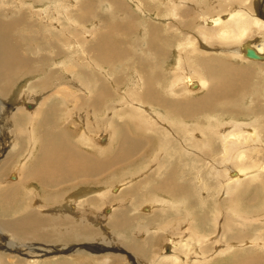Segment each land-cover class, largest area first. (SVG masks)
<instances>
[{
  "label": "bare ground",
  "instance_id": "6f19581e",
  "mask_svg": "<svg viewBox=\"0 0 264 264\" xmlns=\"http://www.w3.org/2000/svg\"><path fill=\"white\" fill-rule=\"evenodd\" d=\"M102 12L111 26L100 20ZM122 21L139 34L130 74L116 44ZM22 23L61 43L48 46L50 61L41 60L35 73H28L21 39L11 33H20ZM248 51L259 58H249ZM239 59L261 70L255 76ZM14 71L22 72L25 85L20 109L6 122L12 129L0 161V264H127L121 248L133 255L130 263L189 264L194 234L185 232L192 229L200 242L212 229L219 233L215 242L223 248L219 244L212 257L229 253L225 264H264V157L253 159L264 153V90L247 103L246 111L256 104L263 109L249 121L221 129V115L207 114L218 107L228 112L233 104L223 102L243 101L248 87L264 79V0H0V93ZM194 73L202 77L188 75ZM61 89L67 95L56 112ZM240 103L233 110H242ZM126 113L129 123L137 121L132 133L139 137H130L127 121L122 123ZM73 122L81 125L73 127L74 136L65 127ZM101 128L108 132H96ZM13 153L19 154L15 162ZM10 165L19 169V183L1 182ZM62 181L81 187L79 194L47 192ZM38 186L48 197L38 198ZM146 205L153 215L139 214ZM221 212L229 216L220 227ZM161 234L171 239L157 256L152 247ZM12 249L15 262L5 254ZM43 256L51 259H34Z\"/></svg>",
  "mask_w": 264,
  "mask_h": 264
},
{
  "label": "rangeland",
  "instance_id": "374dc122",
  "mask_svg": "<svg viewBox=\"0 0 264 264\" xmlns=\"http://www.w3.org/2000/svg\"><path fill=\"white\" fill-rule=\"evenodd\" d=\"M78 8V7H77ZM83 11H81L80 12V14H83V15H86V13L85 12H83ZM13 15H14V12H11ZM83 15H81V16H83ZM101 19L100 20H102V22H104V26L105 27H107V26H111L112 25V21L107 17V14L106 13H104V12H102L101 13ZM79 20V22L80 23H85L86 21H85V18H79L78 19ZM139 20V19H138ZM26 23V22H25ZM25 23H22L21 24V26H19V29L18 30H20L19 32L20 33H17V32H11L18 40H19V37H20V39L21 40H19V42H20V44H18L20 47V53L22 54V55H25V56H27V58H28V62H29V64L26 66L27 68H28V73H35V72H37V70H38V68H36L37 66L39 67V66H41L42 64H43V66H44V63H42L41 62V60L42 61H44V62H49L48 61V58L49 57H51L52 55L49 53V50H48V48L50 47H52V49H55V48H58V47H60V45H61V43L58 41V40H53V39H49V38H47V35H46V33H44L45 32V30L43 29V28H40V29H38L39 31H37V29H32V28H30L31 30H29V28L28 27H26L24 24ZM122 23L124 24V27L122 28V29H118L117 30V35H118V39H120L121 40V42L117 39L116 40V44H117V46H118V48H121V53L122 52H124V55H125V57L123 58V62L124 63H126V62H128L127 63V66H126V68L127 69H129V71H128V73L129 72H132V71H130L131 70V65L133 64V59L135 58V54H136V50H134V44L137 42V38H138V33H131V32H129L128 31V28L126 27L127 25H126V22H124V21H122ZM101 24V25H102ZM21 27H23V28H21ZM24 29H26V30H29L28 32H26V33H24L23 32V30ZM44 31H42V30ZM103 29H104V27H103ZM110 29H111V27H110ZM17 30V29H16ZM30 31H32V34H30L29 32ZM43 33H44V35H43ZM39 34V36H37ZM191 34V33H190ZM30 35V36H29ZM191 35H193V34H191ZM27 36V37H26ZM37 36V37H36ZM45 36V38H43ZM29 37H33L32 39L34 40H32V39H29ZM140 37V36H139ZM39 38H41V39H39ZM39 39V40H38ZM65 39V40H64ZM133 39H134V42H133ZM248 39H251V37H249V38H246L245 39V41H247ZM23 40H25L24 42H23ZM43 40V41H42ZM46 40H50L49 42L50 43H47V41ZM63 40L64 41H66V38L64 37L63 38ZM136 40V41H135ZM37 41L39 42V43H37ZM55 43H54V42ZM244 41V42H245ZM42 42H44V43H42ZM58 42V43H57ZM257 42V41H256ZM27 43V44H26ZM34 43L36 44V45H34ZM60 43V44H59ZM45 44H49V45H45ZM52 44V45H51ZM257 45H261V44H257ZM25 46L27 47V48H25ZM49 46V47H48ZM36 47V48H35ZM47 47V48H46ZM263 47V46H262ZM39 48V49H38ZM26 49V50H25ZM22 51H23V53H22ZM37 51H39V52H41V54L39 53V52H37ZM31 52V53H30ZM20 54V55H21ZM29 54V55H28ZM21 55V56H22ZM32 55V56H31ZM49 55H51V56H49ZM38 56V57H37ZM47 56H49V57H47ZM33 58V59H32ZM41 58V59H40ZM36 59V60H35ZM32 60H34V61H32ZM239 61H241V63H239L238 65H241L242 67L244 66H248V68H249V71L250 72H252V73H254V75H255V73L257 72V73H259V71L261 70L260 69V67L258 66V65H253V64H251L250 62L247 64L246 63V61L245 60H243V59H239ZM39 62V63H38ZM138 62H142L141 61V59H138ZM38 63V64H37ZM244 63V64H243ZM255 63V62H254ZM251 65V66H250ZM35 66V67H34ZM130 66V67H129ZM250 66V67H249ZM24 67V66H23ZM29 67H30V69H29ZM129 67V68H128ZM143 66H140V65H138V64H136V69L137 70H139V71H142V72H144L143 71V69H144V67L142 68ZM146 73V72H145ZM256 73V74H257ZM22 74V72H18V71H14V72H11V73H9L8 74V76H7V79H6V81H5V83H6V85H7V88L2 92V93H0V108H2V107H4V109H5V112H2V111H0V161L3 159V157L5 156V154H7L6 153V150H8V141H9V139H7L8 138V136L9 135H7V133L12 129V127H10L9 128V130L7 129V124H6V122H9V118H11L12 117V115H14L20 108H18V106H16V103H19L20 101H22V95L20 96V94L22 93V89H23V87H24V85H25V83H24V81H19L20 80V75ZM130 74V73H129ZM190 77H193V78H197V77H202L200 74H197V73H194L193 75L191 74H188ZM196 75V76H195ZM256 76V75H255ZM263 81V82H262ZM254 84V87L253 86H249L248 87V89L246 90L247 92L246 93H244L243 95H242V97L241 98H243L244 97V100L243 101H240L239 102V99L237 100L236 98H230L229 100H228V102L229 103H227V102H223L225 105H228V106H231L232 104L234 105V103L236 102V103H240L242 106L244 105V108L242 109V110H240V111H235V110H233V105L230 107V108H228L227 109V111L228 112H225V111H222L221 109H220V107H218L219 109H215V110H211V112L209 111V112H207V114L208 115H210V116H212V114H217L219 117H220V115H221V117L219 118L221 121H222V125H220V127H221V129H224L225 127H228V126H231V125H233L234 123H235V121L236 120H246V121H249V119H251L252 117H254L256 114H258L259 113V111H263V109L260 107V106H257L258 104H256L255 106H254V110L251 108V110L250 111H246V109H248V106H247V103H248V101H250V100H255L256 102H257V95H258V90H259V88H262L263 90H264V79L263 80H261V83H259V81H258V79L257 80H255L254 82H253ZM261 84V85H260ZM258 86V87H257ZM43 88V84H42V82L40 81V85H39V87H38V91L40 92V90ZM63 89V88H62ZM62 89H61V93H60V95L58 96V98L59 99H56V101L54 102L55 103V106H54V108L56 109V112H57V108H58V105L59 104H61L62 102H63V99H64V97H65V95H67L66 94V92L65 91H62ZM20 90V93H19V96H18V98L17 99H15L14 101H12L11 99L13 98V94H14V92L15 91H19ZM253 90V91H252ZM37 93V92H36ZM197 93V92H196ZM256 93V94H255ZM188 95V98H190V99H193L194 98V96L193 95H195V94H192V95H189V94H187ZM245 95V96H244ZM256 95V96H255ZM253 96V97H252ZM11 97V98H10ZM15 97V96H14ZM255 97V98H254ZM51 98L52 99H54L55 98V91H54V93H51ZM60 99H61V101H60ZM238 101V102H237ZM58 102H60L59 104H58ZM12 103V104H11ZM227 103V104H226ZM244 103V104H243ZM11 104V106H10V109L9 110H7V106L8 105H10ZM32 104V103H31ZM246 106V107H245ZM66 108H70V104L69 103H67L66 104V106H65ZM22 108V107H21ZM25 109V108H24ZM255 109H256V112H255ZM22 110V109H21ZM26 110V109H25ZM221 110V111H220ZM27 111V110H26ZM70 111H71V108H70ZM220 111V112H219ZM245 111V112H244ZM56 112L53 114V119L52 120H55L56 118H57V115H56ZM214 112V113H213ZM222 112V113H221ZM236 112V113H235ZM240 112H243L242 114L240 113ZM72 113H74V112H72ZM220 113V114H219ZM248 113H249V115H248ZM247 114V115H246ZM251 115V116H250ZM254 115V116H253ZM128 116L130 117V115L128 114V113H126L125 115H124V119H122L121 121H122V123L124 122V121H127L128 120ZM237 118H236V117ZM239 116V117H238ZM249 117V118H248ZM226 120V121H225ZM230 121V122H229ZM74 124H68V125H64L65 127H66V130H67V127L69 128L68 130L70 131V132H72V130H74V128H81V125H79V123L78 122H73ZM92 123V122H91ZM124 123H127L128 125H129V132H131L130 133V137H131V135H132V137L133 138H136V137H139L138 135H136V134H133L132 132H133V130H134V128H136V125L138 124L137 123V121L136 120H134V119H132V121H131V123H129V121H127V122H124ZM135 123V124H134ZM70 126H71V129H70ZM75 126V127H74ZM74 127V128H73ZM38 128V130H40V131H42L40 128H39V126L37 127ZM73 128V129H72ZM79 128V129H80ZM96 130V129H95ZM103 131H107L106 129H103V128H101V129H97L96 130V132H99V133H102ZM108 132V131H107ZM95 132H93V134H94ZM72 135L74 136L75 134L72 132ZM142 135H144V134H141L140 135V137L142 136ZM135 136V137H134ZM91 140V142H92V144H95L98 148H102V147H100L98 144H97V142H95L93 139H90ZM120 141V143H121V140H119ZM4 142V143H3ZM23 142V141H22ZM104 141L102 142L101 141V145H104ZM153 145H154V147L152 146V148L151 149H154L156 146H157V142L156 141H153ZM4 146V147H3ZM7 148V149H6ZM105 149V148H104ZM106 149H107V147H106ZM151 149H149L148 151H151ZM259 149H263V152H264V146H261ZM89 153L91 154V155H94V156H96L97 155V151H96V149H93V151L91 150V151H89ZM14 154V153H13ZM14 155H16L17 157H15V158H13V162H15V161H17L18 160V155L19 154H14ZM2 157V158H1ZM264 157V153L263 154H259V155H257V156H254V160H258V159H260V160H262V158ZM264 161V159L261 161V163ZM141 163H142V161H140L138 164H137V166L136 167H138L139 165H141ZM4 165V164H3ZM2 165V166H3ZM2 166L0 167V168H2ZM135 166V165H134ZM134 166H132V167H134ZM132 167H130V168H132ZM11 168H13L11 165L10 166H8L7 168H6V170L4 171V172H2V179H1V182H6V183H8V184H11V183H19V180H18V174H16V173H14V172H18L19 171V169H14V170H12ZM129 168V169H130ZM119 171V170H118ZM14 173V174H13ZM17 177V179L16 180H11L10 178L11 177ZM18 180V181H17ZM16 181V182H15ZM110 181H106V182H103L104 184H106L107 186H109L110 188H111V185L110 184H112L111 182L109 183ZM62 183H65L64 181H62ZM34 184L35 185H37L38 183L37 182H35L34 181ZM68 185V186H67ZM90 186H92V187H90ZM118 186V185H117ZM64 187V188H63ZM76 187V188H75ZM53 188V189H52ZM61 188V189H60ZM89 188H97V187H94L93 185H87V187L85 188V189H89ZM58 189H60V190H58ZM80 189H81V187H79V186H77L76 184H74V183H72V184H70V183H65V184H63V185H61V186H56V185H54V184H50V189L48 188V193H53V195H58V196H62L63 195V197H65V196H73V195H76V194H79V192H80ZM37 190V192H36V194H37V196H38V198L39 197H48V195L44 192L45 191V188H43L42 186H38V188L36 189ZM53 190L56 192L57 191V193H55V192H53ZM18 191H21L20 189H18ZM41 191V192H40ZM68 191V192H67ZM40 194H39V193ZM60 192H62L63 194H61ZM51 193V194H52ZM55 193V194H54ZM67 193H68V195H67ZM41 197V198H42ZM63 197H61L60 198V200L62 199L63 200ZM22 198V197H21ZM40 199V198H39ZM61 200V201H62ZM60 203V202H59ZM115 204V203H114ZM114 204L113 205H111V206H108V207H114ZM146 206H148V207H150L151 205H146ZM146 206H144V207H146ZM144 207H141L140 209H139V214L140 215H153V212H154V209H153V207L151 206V212L150 213H144L143 212V208ZM225 209H222V211H224ZM80 211H76V215L79 217L80 215H82L81 213H79ZM92 212H93V210H92ZM100 213H103V216H104V210L103 211H101V212H99L98 213V216H100ZM86 215V217H98V216H96V215H89V214H85ZM229 215L227 214V213H224V212H221V214H220V216L218 215V218H219V224H220V227H221V224H223L224 223V221H225V218H227ZM212 220H214V218H212ZM221 221V222H220ZM55 228H56V225H53ZM58 226V225H57ZM105 226V227H104ZM103 227H104V229H106V227H107V229H108V226H107V223L106 224H103ZM106 229V230H107ZM109 231V233L111 232L112 233V230L109 228L108 229ZM218 230H220V229H218ZM194 231V232H193ZM202 231H204V230H202ZM213 229H212V231H210V232H208V234L209 235H211L208 239H207V242H205V241H202V242H200V241H198V239H199V237H200V235H199V233L200 232H198V233H195V230L194 229H192L191 231L190 230H186V235L188 234V235H192V234H194L193 236H192V238L194 237V239H192L191 240V254H190V257H189V260H190V263L189 264H209V262H210V264H225L226 263V261H227V259H228V255H230L229 253H225V255H223V256H221V257H219V258H213L212 257V254L216 251V249L217 248H219V247H222L223 248V244L222 243H216L215 241H217L218 239V236H219V233L217 234L218 236H216V235H213ZM263 231H264V229H263ZM190 232H191V234H190ZM204 232H206V231H204ZM207 233V232H206ZM183 235H181L180 236V240H182V239H184L183 237H182ZM185 236V235H184ZM140 237H142V236H140ZM170 236L169 235H165V234H161L160 235V238L156 241V243H155V245H153V247H152V252H153V254H154V252H155V254H157V256H160L161 255V252H162V249H163V252H164V246L167 244L166 242L169 240V239H171V237L169 238ZM214 238H215V240H214ZM108 239H109V237H108ZM211 239H213L214 241H212ZM217 239V240H216ZM165 240V241H164ZM194 240V241H193ZM192 241H193V243H192ZM210 241H211V243H210ZM0 243H2V242H0ZM36 243V242H35ZM210 243V244H209ZM222 245V246H220V245ZM46 245V244H45ZM75 245H77V243H71L70 244V246H75ZM217 245V246H216ZM218 245H219V247H218ZM110 248H112V249H115V247H117V246H119V245H115V247L111 244V245H108ZM202 246V247H201ZM2 246H0V253L2 254V252H5L4 250L5 249H2L1 248ZM56 247H58L57 249H59V248H61V246H58V245H56ZM77 248V247H76ZM70 248H68V250H69ZM123 249V250H122ZM12 251L13 252H11V251H9L8 253H5L6 255H7V257L13 262H15L16 260H13L12 259V257H15L14 256V254H17V253H15L16 252V250H14V249H12ZM109 251H111V249L110 250H108V252ZM74 252V251H73ZM120 254H121V257H123L126 261H127V264H141L142 262H139V263H136V262H132V263H130V257L131 256H133L132 254H131V252L130 251H128V250H126V249H124V248H121V249H119V251H118ZM117 252V253H118ZM11 253V254H10ZM63 253H65L64 252V250H63ZM123 253V254H122ZM201 253V254H200ZM10 254V255H9ZM57 255H59L58 253H56ZM70 254L72 255V251L70 252ZM95 254H97V255H101V256H99V257H104V256H107V255H105V254H99L98 252H95ZM125 254H127V255H125ZM129 254V255H128ZM131 254V255H130ZM204 254V255H203ZM228 254V255H227ZM184 255V254H183ZM185 256V255H184ZM201 256V257H200ZM204 256V257H203ZM226 256V257H225ZM197 257V258H196ZM223 257V258H222ZM201 258V259H200ZM211 258V259H210ZM222 258V259H221ZM28 259H32V258H28ZM34 259H42V260H39V262H43V260L45 261V260H47V259H51L50 257L48 258L47 256H43V257H40V258H34ZM210 259V260H209ZM213 259V260H212ZM199 260V261H198ZM180 261V260H179ZM204 261V262H203ZM213 261V262H212ZM194 262V263H193ZM14 264V263H13ZM93 264H95V263H93Z\"/></svg>",
  "mask_w": 264,
  "mask_h": 264
},
{
  "label": "water",
  "instance_id": "95a60500",
  "mask_svg": "<svg viewBox=\"0 0 264 264\" xmlns=\"http://www.w3.org/2000/svg\"><path fill=\"white\" fill-rule=\"evenodd\" d=\"M247 56L251 59H257L259 58L258 55H256V53L254 51H248Z\"/></svg>",
  "mask_w": 264,
  "mask_h": 264
}]
</instances>
